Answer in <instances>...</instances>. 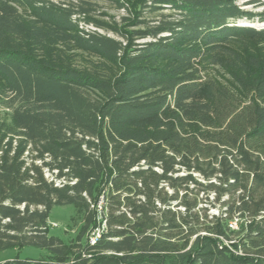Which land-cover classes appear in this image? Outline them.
<instances>
[{
	"label": "trees",
	"instance_id": "16d2710c",
	"mask_svg": "<svg viewBox=\"0 0 264 264\" xmlns=\"http://www.w3.org/2000/svg\"><path fill=\"white\" fill-rule=\"evenodd\" d=\"M113 1L123 25L88 0H0V251L45 250L0 264H264V54L220 55L264 38L243 23L264 11ZM65 204L74 243L50 234Z\"/></svg>",
	"mask_w": 264,
	"mask_h": 264
},
{
	"label": "rangeland",
	"instance_id": "374dc122",
	"mask_svg": "<svg viewBox=\"0 0 264 264\" xmlns=\"http://www.w3.org/2000/svg\"><path fill=\"white\" fill-rule=\"evenodd\" d=\"M54 1H63V0H54ZM95 3V12L91 14L92 17L110 22V23H119L123 25L122 17L129 15V10L127 8H120L116 2L113 0H88ZM126 3L129 7H137L136 0H126ZM240 7L243 9L250 10L252 12H262L264 11V0H243L239 3ZM133 10V9H132ZM164 12L168 13V10ZM131 17V16H130ZM244 24L252 25L256 28H264V22H260L257 19L255 21H243ZM129 22L126 23V26ZM81 26L87 30H97L102 34H107L109 36L119 38L114 31L109 28L98 27L92 23L86 24L83 20ZM224 50L220 54L224 64L229 65L230 60H233L235 57H246L249 53H262L264 54V38L258 39H240L237 41H232L224 45ZM206 69L204 72L206 74L217 77L220 80L228 77L225 65H213L210 62L206 61L204 63ZM8 112V109L2 104H0V116L5 115ZM218 209H211V213H217ZM75 208L71 204L55 206L51 210L49 218V227L51 235H58L68 243H74L78 241V230L80 227V222L75 218ZM97 230V229H96ZM94 231L91 235L90 241L93 242V234L97 231ZM45 253L44 249L32 246H26L20 250L18 249H6L0 251V263H3L8 260H13L19 257L20 259H26L28 257L38 258Z\"/></svg>",
	"mask_w": 264,
	"mask_h": 264
},
{
	"label": "built area",
	"instance_id": "2783aa9c",
	"mask_svg": "<svg viewBox=\"0 0 264 264\" xmlns=\"http://www.w3.org/2000/svg\"><path fill=\"white\" fill-rule=\"evenodd\" d=\"M97 232L95 233V234H93V239H92V241H93V243L95 242V240H96V238L98 237V236H100V233H101V230L100 229H97L96 230Z\"/></svg>",
	"mask_w": 264,
	"mask_h": 264
}]
</instances>
